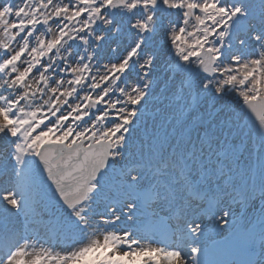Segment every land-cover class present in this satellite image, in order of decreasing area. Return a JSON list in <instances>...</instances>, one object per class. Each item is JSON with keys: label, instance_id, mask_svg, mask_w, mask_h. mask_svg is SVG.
<instances>
[{"label": "snow or ice", "instance_id": "snow-or-ice-1", "mask_svg": "<svg viewBox=\"0 0 264 264\" xmlns=\"http://www.w3.org/2000/svg\"><path fill=\"white\" fill-rule=\"evenodd\" d=\"M0 264H264V0H0Z\"/></svg>", "mask_w": 264, "mask_h": 264}]
</instances>
